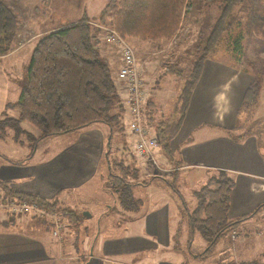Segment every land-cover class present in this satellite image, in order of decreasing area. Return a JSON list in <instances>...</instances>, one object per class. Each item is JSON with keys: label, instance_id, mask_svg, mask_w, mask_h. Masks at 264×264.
Instances as JSON below:
<instances>
[{"label": "trees", "instance_id": "trees-1", "mask_svg": "<svg viewBox=\"0 0 264 264\" xmlns=\"http://www.w3.org/2000/svg\"><path fill=\"white\" fill-rule=\"evenodd\" d=\"M190 3L191 0H107L98 20L105 25L110 24L124 39L168 40L179 30L184 13L190 9ZM19 25L20 21L15 13L0 0V56L11 50ZM96 30L98 29L92 27L90 19L84 13L75 22L58 26L38 37L25 67L18 99L5 105V109L16 110L17 117H7L2 113L4 117L0 119V139L6 137L7 129L11 130L14 141H19L21 134L26 136L29 141L28 154L23 160L16 161L22 164L32 157L41 139L63 134L72 136L89 125L104 124L109 130V141L103 154L106 166L103 185L116 196L122 210L135 212L140 208L141 200L133 195L132 188L145 186L160 177L152 175L146 180L139 179L136 166L111 157L113 132L125 128L124 108L109 62L100 54L93 37ZM246 35L256 36L264 41V0H220L219 13L209 32L198 35L194 49L195 59L188 71L185 73L177 63L165 66V74L182 80L172 113L178 116L155 119L152 100L149 99L146 105L145 122L154 128L162 154L172 167V179L161 180L179 201L181 217L186 218L188 225L186 248L190 257L199 260L212 254L225 232L237 233L236 230L243 221L264 208V202L248 213L229 218L234 179L225 170H218L209 175L206 182L193 192L195 205L189 209L175 187L181 162L169 143L181 125L192 90L209 54L219 51L220 44L226 38L227 51L235 61L234 65L239 66L245 60L242 41ZM247 64L252 68L253 79L243 93L237 114L250 117L258 104L261 74L256 70V63ZM24 121L35 126L39 134L34 136L26 131L21 126ZM261 128L264 129V124ZM249 132L250 129H247L232 138L241 139ZM157 159L159 161L158 157ZM0 189L4 196L14 197L17 204H33L43 213L59 212L75 230L77 222L83 217L82 213L74 209L62 207L57 198L48 199L39 194L19 191L11 187L7 180L0 179ZM9 216L5 225L12 223V217H15L11 214ZM178 233L179 226L173 235L174 250L180 249ZM195 233L204 241L203 248L197 252L191 250ZM233 264H256V261L240 260Z\"/></svg>", "mask_w": 264, "mask_h": 264}, {"label": "crops", "instance_id": "crops-1", "mask_svg": "<svg viewBox=\"0 0 264 264\" xmlns=\"http://www.w3.org/2000/svg\"><path fill=\"white\" fill-rule=\"evenodd\" d=\"M35 30L31 23L20 24L11 50L0 56V116L9 110L5 109L7 103H13L18 99L19 92L17 96L15 94L22 83L25 67L29 61L26 60L27 62L23 63L24 59L30 58L39 37ZM49 30L51 28L42 31L41 34ZM30 31L32 34L28 33ZM97 47H99L98 42ZM108 62L112 73L116 75L118 66L114 69L111 64L113 61L108 60ZM207 62L209 66L206 65ZM141 74H143L142 71ZM252 79L250 69L222 64L219 59H210V61L206 59L201 76L192 90L185 116L176 135L169 143L171 150L181 162L176 179L178 174L182 173L186 188L191 183L189 190L195 191L197 186L200 187L206 182L209 175L218 170H225L232 176L234 186L230 195L229 218L248 213L264 202V138L260 137V134L264 132L261 128L264 121L257 123L263 132H255L253 128H250L255 118L237 114L243 93ZM13 84L15 92L11 94ZM14 96L16 100H13ZM256 122H254L255 125ZM90 126L82 128L75 135H69L66 145L62 146V142L61 148L54 149L53 152L37 159L34 158L36 148L32 157L22 164L16 161L23 160L25 156L16 158L0 153L2 156L0 179L9 181L11 187L22 192L39 194L48 199L57 198L60 202L65 197L68 198V192L71 190L77 192L95 175L99 164L103 161L105 146L109 141L107 137L109 130L105 135L103 134V127L107 128L105 125ZM247 129H250V132L243 138H232L244 133ZM124 132L128 137L126 139L128 146L126 142L124 145L127 149L129 147L128 151L131 154L134 136L127 128ZM10 134L12 139V133ZM155 151L158 158L162 157L161 162L165 160L169 164L162 154L159 143ZM27 154L28 152L25 155ZM139 163L141 179H144L146 177L144 172L154 168L151 165H144L141 161ZM190 173L192 175H189L188 179L187 175ZM145 187L146 191L155 195L154 204L147 207L142 203L132 219L112 226L110 233L98 235L97 248L104 256L116 260L136 256L139 259L142 258L139 261L140 264H181L183 260L180 257L181 246L179 245V250L172 248L173 235L181 217L178 215L180 210L176 203L178 199L172 197L171 190L162 180H153ZM171 200L174 202L172 209ZM243 222L240 226L244 229L249 220ZM236 231L234 238L230 232L227 238L234 249L226 244L218 250L219 254H225V256L227 254L226 258L233 260L226 264L244 260L239 257L248 255L246 248L248 245V248L251 246L250 240H247L245 236L241 238L240 231ZM33 233L15 228L14 225L7 226L2 221L0 223V264H63L60 246L52 242L48 236ZM237 240L238 243L235 244ZM203 246L204 244L200 245L199 249ZM231 252H235L234 256ZM151 255L153 257H150ZM177 255L179 257H176ZM210 256L203 260L192 257L191 259L203 262ZM146 258L149 259L145 260ZM213 258L209 259L207 264H211Z\"/></svg>", "mask_w": 264, "mask_h": 264}, {"label": "rangeland", "instance_id": "rangeland-1", "mask_svg": "<svg viewBox=\"0 0 264 264\" xmlns=\"http://www.w3.org/2000/svg\"><path fill=\"white\" fill-rule=\"evenodd\" d=\"M4 3L12 10L17 16L20 24L31 23L32 28L36 29L38 36L41 35L42 31L48 29H54L58 26L75 22L85 13L90 19V23L94 29H98L93 32V37L97 38L98 49L100 54L105 55V58L111 63L114 69L117 70L121 66V52L120 47L114 43L107 41L104 38L106 29L111 28L110 24L100 23L98 16L101 9L105 5L107 0H3ZM220 9V0H191L190 9L184 13V18L181 23L179 30L176 34L168 40H136V39H125L129 43L135 53V58L137 60V68L139 70L140 77L144 79V87L147 91L148 100H152L154 104V117L155 119L164 117H177L178 115H172L174 108L176 106V96L181 88L182 80L177 79L175 76L165 74V66L171 63H177V66L181 68L185 73L188 71L192 62L195 59L194 49L198 41V35L207 34L209 28L213 24L215 18L217 17ZM32 31L28 32L31 33ZM45 33V32H44ZM200 33V34H199ZM32 34V33H31ZM40 34V35H39ZM43 34V33H42ZM96 42V45H97ZM242 46L245 53L244 62L240 63L239 66L247 69H252L249 62L256 63V70L261 75V90L258 98V106L253 109V114H251V119H254L256 125L253 122V130L256 132H263L261 128L257 125L264 121V41L256 38V36H245L242 41ZM228 44L226 38L220 44L219 51L211 52L208 59H219L222 64L234 65L235 61L232 59L230 52L227 51ZM120 58V59H119ZM22 60V59H21ZM24 59V62H27ZM120 60V61H119ZM119 61V63H118ZM3 62V61H2ZM139 65V66H138ZM206 65H210L209 62ZM143 74H141V71ZM113 78L115 79L118 87V93L120 94V99L124 108L123 111V124L124 129H126V124L129 121L127 117L126 107H124L123 99L126 97V91L122 88V83L120 79L113 73ZM18 76V80H19ZM16 81V80H15ZM17 82V81H16ZM121 83V84H120ZM11 94L15 89V85H12ZM16 91L15 96H17ZM12 97L16 100V97ZM4 113L7 117L17 116V111L14 109L6 110ZM3 114L0 116L2 119ZM258 123V124H257ZM264 123V122H263ZM104 125L102 123H95L92 126ZM22 126L34 136L39 134L38 129L30 124L29 122H22ZM250 126V125H249ZM153 128V127H152ZM123 130L114 131L112 135V151L111 157L116 158V160H122L126 164L134 165L139 168V161L144 165H149L145 160H140L135 158L130 151H128L126 145L128 137ZM154 129V128H153ZM108 129L103 127V134L108 133ZM8 138L0 139V153L11 157H22L29 151L26 136L21 134L19 136V143H16L11 139V130H6ZM10 134V135H9ZM260 137L264 138V132L260 134ZM10 138V139H9ZM69 134H63L55 137H46L38 142L37 150L35 152L34 158L43 157L44 155L53 152L54 149L57 150L61 148V145H66L68 141ZM63 142V143H62ZM126 142V145H124ZM62 143V144H61ZM61 144V145H60ZM46 150V151H45ZM127 150V151H126ZM0 154V159L2 158ZM162 157H159V163L165 170H147L144 172L146 177L144 180L148 179L147 175L152 174L160 178L159 180L165 178L166 180L172 179V167L167 164L165 160L160 161ZM106 166L101 161L99 167L96 170L95 175L88 180L83 186H81L77 192L73 190L69 191L68 198L65 197L61 200L60 205L74 209L76 212L82 213L83 211H88L89 215H83V217L77 222V230L70 226L68 220L63 217L59 212L51 213H39L37 211H29L27 213H21L16 210V199L14 197L8 198L4 196L2 190L0 189V223L5 222L10 219V214L15 215L12 217V223L7 224L14 225L15 228L22 229L24 231L37 234L39 236H48L52 242L60 246V253L63 257V264H140L139 257L124 258L121 260H116L115 258H110L104 256L99 252L97 248L96 238L100 234L110 233L112 226L117 224H122L126 220L132 219L136 212L142 206L154 204L155 195L151 192L146 191V187L138 185L132 188L133 195L141 200V205L138 211L128 212L122 210L116 200V196L112 194L109 189H105L103 185V179L106 174ZM141 172L138 174L139 179H141ZM174 175V174H173ZM192 174H188V176ZM167 177V178H166ZM189 179V177H188ZM184 181V175L182 173L178 174L175 187L178 188L181 196L183 197L186 205L193 208L195 205V198L192 194L193 190H189L191 183L186 188ZM202 184V183H201ZM199 186L196 187V189ZM168 190V189H167ZM170 190V188H169ZM168 190V191H169ZM170 192V191H169ZM194 192V191H193ZM174 199H177L172 192H170ZM11 198V203L7 202V199ZM13 200V201H12ZM173 201L171 200V209L173 207ZM179 205V201L176 200ZM17 213V214H12ZM181 208L179 214L181 216ZM3 219V220H1ZM249 222L246 224L244 229L239 226L237 229L240 231V237L245 236L247 240H250V248H246L248 252L245 257H239L246 261H256V264H264V208H262L258 213L248 219ZM246 220V221H248ZM244 223V222H243ZM243 225V224H242ZM188 225L186 218L184 216L180 217L179 223V233L178 238L182 251L180 257L183 259L181 264H207L208 260L214 257L211 264H226L233 260L226 258L225 254H219L218 250L225 247L226 244L230 247L231 241L227 239L229 237V232H225L219 239L218 243L213 249L212 255L203 262H197L191 259L188 250L186 248L185 239L188 236ZM57 229L55 233L54 230ZM232 233V232H230ZM235 237V235H234ZM233 237V238H234ZM99 238V236H98ZM242 238V237H241ZM193 243L191 245V250L199 251L200 245L204 244V241L198 233H195L192 239ZM238 240L235 241V244ZM234 249V248H233ZM196 251V252H197ZM234 256L235 252H231ZM216 254V255H215ZM215 255V256H214ZM150 257H153L152 255ZM176 257H179L177 255ZM115 259V260H114ZM146 258L145 260H148ZM144 260V261H145ZM237 261V260H236Z\"/></svg>", "mask_w": 264, "mask_h": 264}, {"label": "built area", "instance_id": "built-area-1", "mask_svg": "<svg viewBox=\"0 0 264 264\" xmlns=\"http://www.w3.org/2000/svg\"><path fill=\"white\" fill-rule=\"evenodd\" d=\"M104 38L120 47L122 63L117 71V77L122 83H120L122 88L126 91V97H124L123 103L130 116L126 127L129 133L134 136L131 154L135 158L147 161L156 170H165L160 166L156 156L155 148L159 143L157 134L145 122V110L148 101L147 91L144 87V79L140 77V72L137 69L135 53L131 45L112 28L106 29ZM6 201L11 203V198ZM13 203L17 205L16 210L21 213H27L32 210L43 213L41 209L33 204H27L25 202L21 204ZM57 229L55 228V233ZM234 235L236 233L232 232L231 236L234 237Z\"/></svg>", "mask_w": 264, "mask_h": 264}, {"label": "water", "instance_id": "water-1", "mask_svg": "<svg viewBox=\"0 0 264 264\" xmlns=\"http://www.w3.org/2000/svg\"><path fill=\"white\" fill-rule=\"evenodd\" d=\"M82 215H87L88 216L89 215V212L88 211H83L82 212Z\"/></svg>", "mask_w": 264, "mask_h": 264}]
</instances>
